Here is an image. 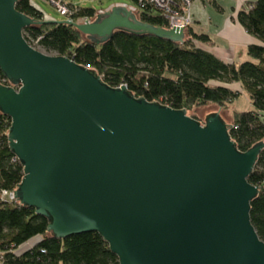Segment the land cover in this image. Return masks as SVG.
<instances>
[{"label":"water","instance_id":"1","mask_svg":"<svg viewBox=\"0 0 264 264\" xmlns=\"http://www.w3.org/2000/svg\"><path fill=\"white\" fill-rule=\"evenodd\" d=\"M0 0V113L23 167L13 198L48 219L64 239L97 232L119 264H264L250 218L259 193L248 178L264 148L240 151L219 112L204 123L112 87L94 69L45 53L23 31L75 27L94 44L115 31L183 43L182 27L140 20L112 4L85 23L37 20Z\"/></svg>","mask_w":264,"mask_h":264},{"label":"trees","instance_id":"2","mask_svg":"<svg viewBox=\"0 0 264 264\" xmlns=\"http://www.w3.org/2000/svg\"><path fill=\"white\" fill-rule=\"evenodd\" d=\"M16 9L37 20L46 19L35 0H18ZM94 12L77 7L72 16L92 18ZM138 18L155 26L166 23L149 6H141ZM237 19L260 42L247 47L254 61L225 63L195 46L194 39L209 41L208 35L189 32L183 43H175L152 35L115 31L102 44L90 42L75 27L63 23L30 26L23 34L37 49L67 56L94 69L112 87L126 84L136 96L174 109L208 104L227 109L240 95L229 85L238 83L252 108L232 112L229 132L237 148L246 151L264 142V0L249 2ZM4 77L0 70V80ZM10 123V118L0 113V264H119L97 232L56 238L47 231L46 217L3 195L13 192L23 177V167L8 146ZM248 180L259 188L251 202L250 218L264 241V148Z\"/></svg>","mask_w":264,"mask_h":264},{"label":"crops","instance_id":"3","mask_svg":"<svg viewBox=\"0 0 264 264\" xmlns=\"http://www.w3.org/2000/svg\"><path fill=\"white\" fill-rule=\"evenodd\" d=\"M252 1L203 0L194 2L192 23L187 33L206 34L209 37V41L205 42L194 39L195 46L212 53L225 63L239 64L247 60L254 61L247 54V47L260 42L250 35L237 19L238 12ZM234 85H238L239 89ZM229 87L240 93L242 91L238 83L231 84Z\"/></svg>","mask_w":264,"mask_h":264},{"label":"built area","instance_id":"4","mask_svg":"<svg viewBox=\"0 0 264 264\" xmlns=\"http://www.w3.org/2000/svg\"><path fill=\"white\" fill-rule=\"evenodd\" d=\"M56 6L59 13L65 17V19L72 20L78 23H85L92 21L98 13L103 12V10L96 11L94 9V17L90 18L87 16L74 18L72 15L77 11V7L74 4L68 2L67 0H45ZM203 0H135L134 6H127L132 12L139 16L141 6H149L151 10L157 12L164 20L165 24L162 27H182L187 32L188 27L192 23V5L194 2H200ZM123 5V4H122ZM46 19H50L44 15ZM1 83L6 85H11L6 77L0 80ZM13 192H4L5 197L13 198Z\"/></svg>","mask_w":264,"mask_h":264},{"label":"rangeland","instance_id":"5","mask_svg":"<svg viewBox=\"0 0 264 264\" xmlns=\"http://www.w3.org/2000/svg\"><path fill=\"white\" fill-rule=\"evenodd\" d=\"M68 2L74 4L75 6L81 8H92L96 11L104 10L112 4H123L127 6H134V0H67ZM37 6L42 10L45 16L52 20H64L65 17L62 16L56 6L45 0H35ZM41 50L40 48H38ZM45 52L44 50H41ZM46 53V52H45ZM50 54V53H48ZM239 89L238 85H234ZM252 105L249 101L247 93L242 90L240 95L234 99V101L227 107V109H221L217 105L208 104L203 106H194L187 109V114L195 117L198 121L204 123L206 117L213 113L219 112L223 119L230 123L232 122L231 114L235 110H248L251 109Z\"/></svg>","mask_w":264,"mask_h":264}]
</instances>
